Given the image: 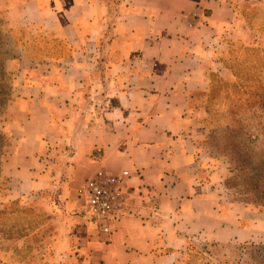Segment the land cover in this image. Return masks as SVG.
<instances>
[{
  "label": "crops",
  "instance_id": "1",
  "mask_svg": "<svg viewBox=\"0 0 264 264\" xmlns=\"http://www.w3.org/2000/svg\"><path fill=\"white\" fill-rule=\"evenodd\" d=\"M235 1L0 0L22 75L8 110V198L48 185L44 139L68 145V167L85 177L129 174L126 216L107 234L61 195L53 264H178L191 244L252 241L254 224L240 227L201 177L187 126Z\"/></svg>",
  "mask_w": 264,
  "mask_h": 264
},
{
  "label": "rangeland",
  "instance_id": "2",
  "mask_svg": "<svg viewBox=\"0 0 264 264\" xmlns=\"http://www.w3.org/2000/svg\"><path fill=\"white\" fill-rule=\"evenodd\" d=\"M235 2V19L224 28L205 70L207 88L191 96L187 126L201 177L212 185L220 205L236 212L240 227L253 223L255 229L251 242L191 244L178 264H264V0ZM18 55L6 11L0 9V258L10 264H53L60 226L55 207L66 195L79 202L84 216L79 190L89 177L68 167V145L44 139L39 156L48 185L25 198H8L13 188L2 165L14 150L8 110L22 82L13 63ZM24 185L20 181L15 189L26 192Z\"/></svg>",
  "mask_w": 264,
  "mask_h": 264
},
{
  "label": "built area",
  "instance_id": "3",
  "mask_svg": "<svg viewBox=\"0 0 264 264\" xmlns=\"http://www.w3.org/2000/svg\"><path fill=\"white\" fill-rule=\"evenodd\" d=\"M128 178L127 172L114 175L99 169L85 180L79 190V196L85 201L87 221L102 233H110L111 223L126 216L127 199L123 185Z\"/></svg>",
  "mask_w": 264,
  "mask_h": 264
},
{
  "label": "trees",
  "instance_id": "4",
  "mask_svg": "<svg viewBox=\"0 0 264 264\" xmlns=\"http://www.w3.org/2000/svg\"><path fill=\"white\" fill-rule=\"evenodd\" d=\"M23 231H24V229H23Z\"/></svg>",
  "mask_w": 264,
  "mask_h": 264
}]
</instances>
